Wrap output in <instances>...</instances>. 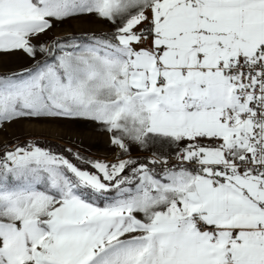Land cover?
<instances>
[{
  "label": "snow or ice",
  "instance_id": "6c2138e0",
  "mask_svg": "<svg viewBox=\"0 0 264 264\" xmlns=\"http://www.w3.org/2000/svg\"><path fill=\"white\" fill-rule=\"evenodd\" d=\"M82 15L114 31L33 42ZM16 52L0 128L91 121L120 155L0 153V264H264V0H0Z\"/></svg>",
  "mask_w": 264,
  "mask_h": 264
},
{
  "label": "rangeland",
  "instance_id": "374dc122",
  "mask_svg": "<svg viewBox=\"0 0 264 264\" xmlns=\"http://www.w3.org/2000/svg\"><path fill=\"white\" fill-rule=\"evenodd\" d=\"M113 31L114 25L108 21L93 15H82L54 21L53 27L33 42L50 43L65 36ZM7 56L0 55V73L19 72L35 63V60L23 52H19L17 60L15 56L13 58ZM46 58L42 53L36 56V60ZM48 141L65 146L73 153H80L89 160L114 162L120 155L119 150L110 143L109 134L91 121L65 118L21 119L0 128V153L17 145ZM174 151V148L167 146L162 148L160 145L152 146L150 149L132 146L131 157L149 160L153 153H157L170 157V162H174Z\"/></svg>",
  "mask_w": 264,
  "mask_h": 264
},
{
  "label": "trees",
  "instance_id": "16d2710c",
  "mask_svg": "<svg viewBox=\"0 0 264 264\" xmlns=\"http://www.w3.org/2000/svg\"><path fill=\"white\" fill-rule=\"evenodd\" d=\"M110 33L111 32L97 33V34H91V35H72V36L62 37V38H60V40H68V39L73 38V37H75V38H77L79 40H86L88 37L93 36V35L99 36L101 34H110ZM36 144H38L41 147L48 148V149L52 150L55 153L63 154V155L68 156L69 158H73V154L74 153L72 151H71V153L68 152L67 151L68 150L67 147L59 145L56 142H52V141L37 142ZM138 161L144 162V161H147V159L141 158Z\"/></svg>",
  "mask_w": 264,
  "mask_h": 264
},
{
  "label": "crops",
  "instance_id": "0c3cea01",
  "mask_svg": "<svg viewBox=\"0 0 264 264\" xmlns=\"http://www.w3.org/2000/svg\"><path fill=\"white\" fill-rule=\"evenodd\" d=\"M14 56H15V58H16V60H17V58H18V56H19V52H16V53L10 54V55H8L7 57H8V58H9V57L13 58Z\"/></svg>",
  "mask_w": 264,
  "mask_h": 264
}]
</instances>
